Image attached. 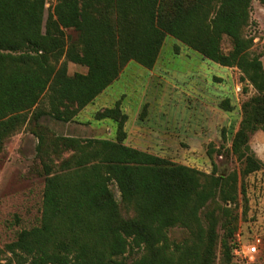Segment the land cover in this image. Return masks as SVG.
<instances>
[{"label":"trees","instance_id":"obj_1","mask_svg":"<svg viewBox=\"0 0 264 264\" xmlns=\"http://www.w3.org/2000/svg\"><path fill=\"white\" fill-rule=\"evenodd\" d=\"M49 1L0 0V150L46 94L47 113L69 122L129 62L152 69L172 36L211 61L238 67L255 88L242 105L231 150L242 176L263 166L249 146L251 134L264 131V63L242 34L252 0H172L171 12L165 0H56L51 9ZM67 29L77 32L72 42ZM67 61L87 72L69 74ZM121 104L96 112L115 123V139L35 132L46 173L43 209L40 224L7 245L17 264H215L219 227L230 209L200 213L216 196L236 200L238 173L207 174L125 144L128 115ZM174 226L189 238L172 241ZM234 242L222 245L229 264ZM128 250L140 255L128 262Z\"/></svg>","mask_w":264,"mask_h":264},{"label":"rangeland","instance_id":"obj_2","mask_svg":"<svg viewBox=\"0 0 264 264\" xmlns=\"http://www.w3.org/2000/svg\"><path fill=\"white\" fill-rule=\"evenodd\" d=\"M55 3L56 0L49 1L47 8ZM164 5L168 12L172 11V0H165ZM66 32L69 42L77 37L73 29ZM242 34L251 40L250 54L264 63V4L260 0H252L250 18ZM222 47L225 52L232 47L226 36ZM67 70L71 75L86 73L87 67L67 61ZM242 75L238 67L211 61L167 36L152 69L129 62L119 78L69 122L48 114V95L43 96L25 112L26 121L1 146L0 264H17L16 255L7 245L21 230L38 226L41 221L46 173L37 154L35 132L45 130L49 137L115 139V123L109 118H96V112L114 106L120 99L121 108L128 115L125 144L207 174L238 173L236 200L224 202L216 196L200 214L204 216L212 209L219 212L221 207L230 209L229 220L219 227L215 264H229L222 245L231 239L242 249L238 254L233 249V264H264V131H255L249 139L252 152L263 163L260 169L242 176V165L231 150L242 120V105L257 93ZM40 110L46 114L35 118ZM52 156L55 162L59 159L56 154ZM112 189L119 200L116 184H112ZM168 236L180 242L189 238V232L174 226ZM255 240L258 249L254 258L238 259L239 254L248 255V247ZM139 255L128 250L127 261Z\"/></svg>","mask_w":264,"mask_h":264},{"label":"built area","instance_id":"obj_3","mask_svg":"<svg viewBox=\"0 0 264 264\" xmlns=\"http://www.w3.org/2000/svg\"><path fill=\"white\" fill-rule=\"evenodd\" d=\"M259 240V239H258ZM258 242V241H257ZM256 242V240L254 241V244H252L250 247H248V250H247V254L248 255H244V254H239V255H241V256H239V258L238 259H240V260H243V259H247V258H249V259H253L254 258V254L257 252V249H258V243ZM257 245H256V244ZM239 245V243H237L236 244V247L234 248V251H236V253L238 254L239 252H242V249H241V247H240V245ZM236 248H239V249H236Z\"/></svg>","mask_w":264,"mask_h":264}]
</instances>
